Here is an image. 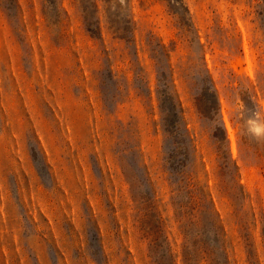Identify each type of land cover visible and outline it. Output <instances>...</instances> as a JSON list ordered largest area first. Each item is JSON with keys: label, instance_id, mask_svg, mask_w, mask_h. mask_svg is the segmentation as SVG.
I'll return each mask as SVG.
<instances>
[{"label": "rangeland", "instance_id": "rangeland-1", "mask_svg": "<svg viewBox=\"0 0 264 264\" xmlns=\"http://www.w3.org/2000/svg\"><path fill=\"white\" fill-rule=\"evenodd\" d=\"M250 120L264 0H0V264H264Z\"/></svg>", "mask_w": 264, "mask_h": 264}, {"label": "clouds", "instance_id": "clouds-1", "mask_svg": "<svg viewBox=\"0 0 264 264\" xmlns=\"http://www.w3.org/2000/svg\"><path fill=\"white\" fill-rule=\"evenodd\" d=\"M249 123L253 125L252 130H253L257 135L264 134V124H260V123H257V122H255V121H252V120H250Z\"/></svg>", "mask_w": 264, "mask_h": 264}, {"label": "trees", "instance_id": "trees-1", "mask_svg": "<svg viewBox=\"0 0 264 264\" xmlns=\"http://www.w3.org/2000/svg\"><path fill=\"white\" fill-rule=\"evenodd\" d=\"M214 94H215V96H216V100L218 101V103H219V100L217 99V94H216V92H214Z\"/></svg>", "mask_w": 264, "mask_h": 264}]
</instances>
